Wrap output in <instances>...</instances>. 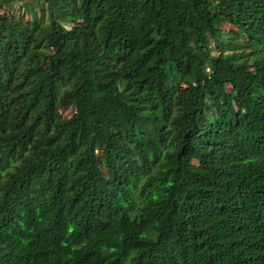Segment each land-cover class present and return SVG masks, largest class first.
Wrapping results in <instances>:
<instances>
[{
  "label": "trees",
  "instance_id": "trees-1",
  "mask_svg": "<svg viewBox=\"0 0 264 264\" xmlns=\"http://www.w3.org/2000/svg\"><path fill=\"white\" fill-rule=\"evenodd\" d=\"M0 264H264V0H0Z\"/></svg>",
  "mask_w": 264,
  "mask_h": 264
},
{
  "label": "rangeland",
  "instance_id": "rangeland-1",
  "mask_svg": "<svg viewBox=\"0 0 264 264\" xmlns=\"http://www.w3.org/2000/svg\"><path fill=\"white\" fill-rule=\"evenodd\" d=\"M61 114L64 117H69V116H71V111L70 110H63V111H61Z\"/></svg>",
  "mask_w": 264,
  "mask_h": 264
}]
</instances>
